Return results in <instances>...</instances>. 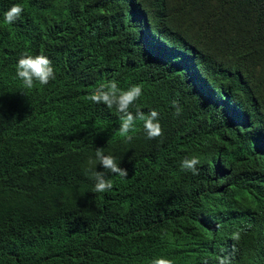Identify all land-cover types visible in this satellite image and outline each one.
I'll list each match as a JSON object with an SVG mask.
<instances>
[{
  "label": "clouds",
  "instance_id": "obj_1",
  "mask_svg": "<svg viewBox=\"0 0 264 264\" xmlns=\"http://www.w3.org/2000/svg\"><path fill=\"white\" fill-rule=\"evenodd\" d=\"M236 1L0 0V66L12 62L21 93L67 86L58 66L87 80L101 63L117 72L83 96L99 117L83 183L51 177L58 168L69 174L72 155L84 149L70 135L73 118L52 117L58 131L44 183L64 184L45 200L65 226L61 200L89 213L87 184L121 204L122 228L90 264L264 260V8L250 0L242 46L228 29ZM29 41L46 46L19 55ZM27 219L50 215L30 207L0 223L16 228Z\"/></svg>",
  "mask_w": 264,
  "mask_h": 264
},
{
  "label": "trees",
  "instance_id": "obj_2",
  "mask_svg": "<svg viewBox=\"0 0 264 264\" xmlns=\"http://www.w3.org/2000/svg\"><path fill=\"white\" fill-rule=\"evenodd\" d=\"M258 6L264 8V0ZM254 12L255 4L250 0L236 1L228 29L234 31L236 41L242 46H249L244 32ZM45 46V42L29 41L19 55ZM56 70L58 82L69 81L67 86L51 84L21 93L24 87L12 62L0 66V216L22 215L30 207L37 212L41 208L50 215V221L27 219L16 228L0 223V264H28L34 259L53 264H90L97 249L122 228L121 204L105 194H90L89 184L82 191L89 213L86 208L80 211L76 200H61L67 213V227L56 208L45 200L64 184L63 180L44 183L48 157L55 151L56 120L65 123L73 118L70 135L80 136L84 149L72 155L74 164L67 170L69 174L58 168L51 177L67 175L72 181L83 183L89 178L88 161L95 158L91 152L98 139L95 140L92 129L99 118L91 114L93 109L87 106L83 96L90 88H97L117 75L111 63L107 67L101 63L88 80L85 76L78 78L76 67L58 66ZM62 98L69 101L56 102ZM116 250L112 247L113 253ZM101 257L105 255L102 253Z\"/></svg>",
  "mask_w": 264,
  "mask_h": 264
}]
</instances>
